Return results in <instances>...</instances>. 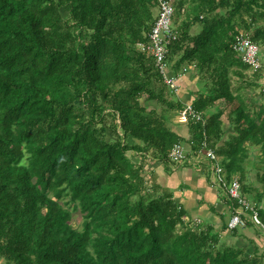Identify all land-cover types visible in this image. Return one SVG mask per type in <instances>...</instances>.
Here are the masks:
<instances>
[{"label":"trees","instance_id":"obj_1","mask_svg":"<svg viewBox=\"0 0 264 264\" xmlns=\"http://www.w3.org/2000/svg\"><path fill=\"white\" fill-rule=\"evenodd\" d=\"M170 1L179 21L171 71L179 82L192 72L204 81L191 86L203 121L188 122L192 152L182 164L205 135L224 178L237 177L264 221V72L246 74L232 49L239 32L264 46V0ZM156 15L157 0H0L4 264H264L255 242L247 253L233 241L242 232L228 229L224 212L219 228L205 217L187 222L173 190L143 174L147 162L172 164L183 141L170 123L186 102L138 46ZM252 148L258 187L248 175ZM75 202L80 226L67 210Z\"/></svg>","mask_w":264,"mask_h":264},{"label":"built area","instance_id":"obj_2","mask_svg":"<svg viewBox=\"0 0 264 264\" xmlns=\"http://www.w3.org/2000/svg\"><path fill=\"white\" fill-rule=\"evenodd\" d=\"M174 12L175 8L170 0H157V15L148 36L149 43L138 45L140 50L153 54L156 67L172 92H176L179 86V77L172 73L168 61L170 45L178 38V30L173 26ZM232 49L251 71L262 70L264 72V62L259 59V45L246 33H236ZM178 120L188 123L190 120L203 121V117L200 112L194 110L192 104L187 103L179 112ZM168 156L170 162H183L186 156L183 143L179 141L174 143ZM194 158V161L198 160L196 163L201 159L206 160L211 171L212 184L221 188L232 201L227 220L228 229L245 228L250 222L251 225L261 228L264 232V223L259 217L255 203L242 195L240 182L236 176H231L228 180L224 178V168L213 149L206 146L205 135L199 143Z\"/></svg>","mask_w":264,"mask_h":264},{"label":"rangeland","instance_id":"obj_3","mask_svg":"<svg viewBox=\"0 0 264 264\" xmlns=\"http://www.w3.org/2000/svg\"><path fill=\"white\" fill-rule=\"evenodd\" d=\"M174 25H176L178 27L179 21L177 23H175ZM192 27L193 28L191 29V33H194V32L199 30V27L197 25H193ZM262 49H264V48H262ZM259 59L264 62V57L262 55H259ZM245 72H246V74H250L251 70L248 69ZM196 80H197L196 83L198 84L197 86L202 87L204 84V81H202L200 79L198 80L197 78H196ZM174 93L179 98L182 96L181 93L182 94L185 93V92H182V88L180 87V82H179V86L177 88V91ZM185 96H187V95H185ZM259 100L261 102H264V96L260 97ZM215 104L217 106H220L222 109H224L225 111L228 112L229 104H224L221 101H216ZM233 104L235 105L236 103L233 102ZM148 105L155 106V103H154V101H149ZM185 105H187V103ZM176 118H177L176 116H174L172 118V122L170 123V126H172L176 130V132L178 131L181 134L182 133L187 134V132L189 130V123H185V122L179 123ZM222 120L224 121L223 128H224L225 132L226 133H229V132L232 133L233 131H232L230 124L228 123L226 114H224L222 116ZM182 143H183V146L185 148L186 153L192 152V150L190 148V144L187 140L182 141ZM219 144H221V142ZM259 153L260 152H258L257 148H252L251 152L249 153V156H248L249 162L247 163L249 178L253 181V184L256 187H258V185H259V183L256 181V172L261 171V169L258 168V162H257V156H256ZM218 158H219V161L222 163L221 158L219 156H218ZM133 159L136 161H139V156H133ZM194 159L195 158H192L189 160V162H187L189 165H184V164H182V162L181 163L173 162L172 164L169 163V165H167L163 162H160V163L147 162L145 164L143 174L145 177H147V176L149 177L151 175V173L153 172L152 175L155 176L156 181L163 184V185H165L167 183L175 184V183L183 182V181L191 182L192 179H189L190 180L189 181V180H187V178L186 179L184 178L185 176H190L191 173H194L195 176L203 175L206 178V180H208L209 183H207V184L212 189L214 194H217V192H218L221 194V196L224 195V192L221 188L211 184L210 168L208 166H207V168L204 166V165H207L206 160L201 159V160H199V162L196 163V161H198V160L194 161ZM190 164H192V165H190ZM198 164L200 167L198 166ZM165 166L169 168V171H167V168ZM181 169H183L182 174H180ZM177 170L179 171V173H176V172H178ZM191 176H193V175H191ZM168 180H170V181H168ZM166 181H168V182H166ZM171 189L174 190L176 188L174 186V189L173 188H171ZM220 194H219V201L218 200L216 201L217 203L216 202L213 203L212 200H210V199H208V200L203 199V201H206L210 204L213 203V205H210V207H208V209H204V208L200 207L203 212L200 213L199 215H197V213H192V215L187 216L186 220L189 219V220H187V222L196 224L200 221L201 217L204 216V217H208L212 221H215L216 222V228H219L220 227V223H219L220 221H219L217 213L224 212L225 220H228V217L230 215V210L228 209V204H226L224 202V200L222 199ZM247 198L250 201H253V198L251 196L247 195ZM259 206L260 207L264 206V200L263 201L261 200V202L259 203ZM67 210L71 213L73 224H75V225L77 224L78 226H80V223H79L80 222V213L78 211L77 203L75 202L74 204L67 206ZM259 217L261 219L260 215H259ZM262 222L264 223L263 220H262ZM249 225H250L249 227L239 228L238 230L240 232H242V235L239 236L238 238L233 239V241L235 240L237 242V244L240 246H246L247 247L246 248L247 253H250L252 251V247H253L252 241L255 242L259 248L264 250V232L259 227L251 225L250 223H249ZM227 232H229V231H227ZM227 232L223 233V235L226 234Z\"/></svg>","mask_w":264,"mask_h":264},{"label":"crops","instance_id":"obj_4","mask_svg":"<svg viewBox=\"0 0 264 264\" xmlns=\"http://www.w3.org/2000/svg\"><path fill=\"white\" fill-rule=\"evenodd\" d=\"M259 48H260V55H262L264 57V49H262L264 47L263 46L261 47L259 45ZM191 75H189L187 78L182 77V79H180V87L182 88V92H185V93L184 94L181 93L182 96L180 98L179 97L178 98L183 103L186 102V103H190L191 104L190 101H192V99L194 97V94L191 92V90L193 89L194 86L196 87V90H197V87H198L197 86L198 84L196 83L197 82L196 76L195 77L193 76V72H192ZM192 85H193V87H191ZM190 87H191V89H190ZM185 95H187V96H185ZM214 111H215V109L212 108L211 109V112H214ZM177 121L179 123H181L178 120V118H177ZM188 132H187V134H183V133L181 134V133L178 132V134L182 136L183 141H186L187 140L189 142L190 148H191V146L193 144V140H191V132H190V129L188 130ZM227 134L228 133H225L224 138H226ZM222 143H223V141H221V144ZM191 150H192V148H191ZM186 165H189V164H186ZM182 171H183V169H181L180 174H182ZM176 173H179V171L176 172ZM191 175H193V176H191ZM184 178L185 179L187 178V180L192 179V181L191 182H188V181L185 182V181H183V182H178V183H175V184H169V183H167L165 185L168 186V187H171L172 186L171 188H173V189H174V186H175V188L177 190L176 189L173 190L174 197H175V199L179 203H181L185 207V209L188 211V214L189 215H192V213H197V215H199L200 213L203 212L200 207H202L204 209H208V207H210V205H213V203H215L217 200L219 201V194L220 193H218V192H217V194H214L213 193L212 189L207 184V183H209L208 180H206V178L203 175L195 176L194 173H191L190 176H185ZM170 180H168V181H170ZM168 181H166V182H168ZM211 184H212V182H211ZM220 196H221V194H220ZM221 197L224 200V202L226 204H228V207H229V203L227 202V200L225 199V197L223 195ZM203 199H206V200L210 199V200H212L213 203L210 204V203H208L206 201H203ZM220 213H222V212H220ZM203 217L204 216H202L201 219ZM206 218H208V217H205V219ZM219 221H220V219H219ZM0 264H4L3 259H0Z\"/></svg>","mask_w":264,"mask_h":264},{"label":"clouds","instance_id":"obj_5","mask_svg":"<svg viewBox=\"0 0 264 264\" xmlns=\"http://www.w3.org/2000/svg\"><path fill=\"white\" fill-rule=\"evenodd\" d=\"M174 8H175V7H174ZM174 14H175V12H174ZM173 20H174V17H173ZM174 24H175V23H174V21H173V26L176 27ZM176 29H177V28H176ZM185 104H186V103H185Z\"/></svg>","mask_w":264,"mask_h":264}]
</instances>
